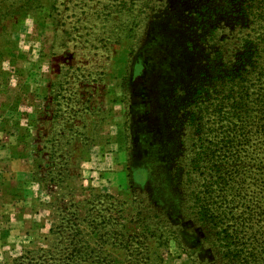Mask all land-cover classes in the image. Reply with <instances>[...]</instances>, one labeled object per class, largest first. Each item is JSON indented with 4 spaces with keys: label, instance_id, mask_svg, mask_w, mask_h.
Masks as SVG:
<instances>
[{
    "label": "rangeland",
    "instance_id": "1",
    "mask_svg": "<svg viewBox=\"0 0 264 264\" xmlns=\"http://www.w3.org/2000/svg\"><path fill=\"white\" fill-rule=\"evenodd\" d=\"M213 13L0 0V264H55L74 245L84 264L227 262L203 209L239 165L212 142L233 41Z\"/></svg>",
    "mask_w": 264,
    "mask_h": 264
},
{
    "label": "trees",
    "instance_id": "2",
    "mask_svg": "<svg viewBox=\"0 0 264 264\" xmlns=\"http://www.w3.org/2000/svg\"><path fill=\"white\" fill-rule=\"evenodd\" d=\"M212 2L211 17L222 27L231 25L233 41L231 58L224 57L221 43L217 64L222 75L220 103L231 99V108L221 105V124L215 128H220L219 137L209 141L222 156L232 155L239 165L231 174L223 169L217 174L213 188L217 200L203 208L204 215H217L212 220L225 264H264V0ZM206 9L209 7L202 11ZM89 253L86 247L74 245L65 262L55 264H84Z\"/></svg>",
    "mask_w": 264,
    "mask_h": 264
}]
</instances>
